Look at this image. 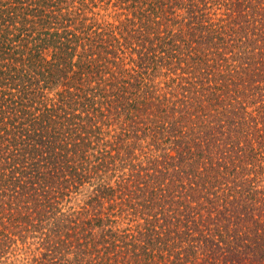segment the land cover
Returning a JSON list of instances; mask_svg holds the SVG:
<instances>
[{"label":"trees","instance_id":"trees-1","mask_svg":"<svg viewBox=\"0 0 264 264\" xmlns=\"http://www.w3.org/2000/svg\"><path fill=\"white\" fill-rule=\"evenodd\" d=\"M0 264H264V0H0Z\"/></svg>","mask_w":264,"mask_h":264},{"label":"rangeland","instance_id":"rangeland-1","mask_svg":"<svg viewBox=\"0 0 264 264\" xmlns=\"http://www.w3.org/2000/svg\"><path fill=\"white\" fill-rule=\"evenodd\" d=\"M110 11H112V9H110L108 12H110ZM101 13L104 14V13H105V10H102ZM114 13H115V12H114ZM114 13H112V14H114ZM105 18H106L107 20L114 21V17L106 16Z\"/></svg>","mask_w":264,"mask_h":264}]
</instances>
